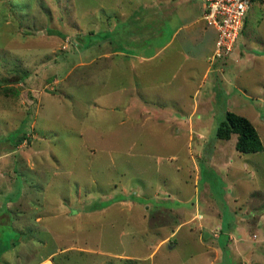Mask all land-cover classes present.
<instances>
[{"label": "rangeland", "instance_id": "rangeland-1", "mask_svg": "<svg viewBox=\"0 0 264 264\" xmlns=\"http://www.w3.org/2000/svg\"><path fill=\"white\" fill-rule=\"evenodd\" d=\"M132 1L120 47L113 0H0V264H264V149L216 134L234 111L264 146V0L212 111L176 43L142 61L175 24Z\"/></svg>", "mask_w": 264, "mask_h": 264}, {"label": "crops", "instance_id": "crops-1", "mask_svg": "<svg viewBox=\"0 0 264 264\" xmlns=\"http://www.w3.org/2000/svg\"><path fill=\"white\" fill-rule=\"evenodd\" d=\"M132 0H113V42H119L118 45L123 47L122 41L128 39L129 37H133L131 31L127 29L128 25L131 27L136 23V21L132 20V13L135 15L136 9L126 10L124 6L128 3H132ZM207 0H151L150 3H147L146 9H137L140 12L146 14L147 20H144L143 23H146L148 27H146L147 31H150L151 28H155L156 26L161 27L158 28V31H163L167 27V25L174 23L175 26L169 38H167L166 42L161 46V48L155 54H149L148 56H144L142 61L151 62L154 58L167 50V48L173 44H177L178 49L175 56L182 57L183 62L181 64L182 68L185 70L192 69H200L203 71V76L201 82L199 83V88L195 91V95L197 100L194 101L193 111L199 109L200 107H208L211 106L210 111L213 110L214 106L218 103L219 99V89L218 81L219 78L222 77L223 74L232 72L233 77L238 80L240 77L246 76V70H251L253 72L252 64H254L255 57H249V61L245 65L243 61V66L236 65V62L232 59L235 52L239 55L244 53L241 47H237L236 44L234 52L228 57H224L222 59L214 58V52L216 47V39H217V30L216 28L207 24L204 18V13L206 9ZM143 7L140 6L139 8ZM151 9L152 12L150 11ZM131 12V13H130ZM133 15V16H134ZM139 15V14H138ZM131 19L129 23L128 20ZM119 22V23H114ZM156 22V24H155ZM161 23V24H160ZM247 24V19L245 23V27ZM119 27L123 29L118 30ZM130 27V28H131ZM244 27V29H245ZM244 31V30H243ZM127 33H129L127 35ZM244 33V32H243ZM240 36V38L243 36ZM158 38L162 37V35L157 36ZM240 40V39H239ZM245 48H248L247 45H244ZM236 49H238L236 51ZM135 57V54H132ZM181 55V56H180ZM118 61H122L117 59ZM235 64L237 68L235 70L230 69L231 64ZM204 64V67H199V65ZM227 75V74H226ZM208 80V81H207ZM229 95L228 92H226ZM179 102V101H176ZM228 102V99H227ZM4 172V171H3ZM2 174V171H1ZM20 193L22 192V188L19 189ZM0 193L3 191L0 188ZM20 196V195H19ZM18 196V197H19ZM16 200H19V198ZM7 198V197H6ZM1 201V200H0ZM6 204L3 200L0 202V207L7 210L11 208V205L18 203L20 201H8ZM10 206V207H9ZM4 217L7 219L8 215L5 211ZM36 222V221H35ZM9 224L12 225V220L8 221ZM15 223L19 225H23V222L14 221L13 230L17 231V227ZM31 223V220H30ZM33 223V221H32ZM18 232V231H17ZM174 233L167 236L163 242L167 243L171 239ZM25 241V240H22ZM30 241V240H29Z\"/></svg>", "mask_w": 264, "mask_h": 264}, {"label": "built area", "instance_id": "built-area-1", "mask_svg": "<svg viewBox=\"0 0 264 264\" xmlns=\"http://www.w3.org/2000/svg\"><path fill=\"white\" fill-rule=\"evenodd\" d=\"M254 0H207L204 13L208 25L216 28L214 58L231 55L243 33Z\"/></svg>", "mask_w": 264, "mask_h": 264}, {"label": "trees", "instance_id": "trees-1", "mask_svg": "<svg viewBox=\"0 0 264 264\" xmlns=\"http://www.w3.org/2000/svg\"><path fill=\"white\" fill-rule=\"evenodd\" d=\"M216 134L218 138L224 140H229L236 134L235 147L240 153H256L264 149L259 133L252 121L234 111L226 112L225 119L219 123ZM7 139L9 140V138Z\"/></svg>", "mask_w": 264, "mask_h": 264}]
</instances>
